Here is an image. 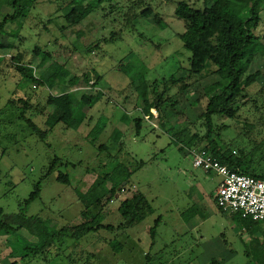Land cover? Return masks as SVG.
<instances>
[{
  "label": "rangeland",
  "instance_id": "obj_1",
  "mask_svg": "<svg viewBox=\"0 0 264 264\" xmlns=\"http://www.w3.org/2000/svg\"><path fill=\"white\" fill-rule=\"evenodd\" d=\"M11 1L0 0V55H21L36 78L60 65L66 79L60 81V89L54 84L55 76L37 86L11 62L0 65V208L7 214L20 212L38 188V197L28 205V216L39 218L50 230L80 225L85 220L80 196L99 175L107 177L97 191L105 196V224L116 226L121 221V201L137 190L155 208L153 215L125 235L100 231L81 241L66 235L55 241L60 244L46 255L48 261L44 256L27 259L26 264H68V256L72 264H264V221L246 223L223 213L216 203L221 178L195 168L193 149L174 136L182 130L184 139L195 132L206 133L197 118L207 104L205 88L214 78L202 80L194 92L177 97L174 112L185 113L171 118L165 128L159 119H144L148 114L145 102L154 101L155 88L162 92L164 79L172 75L181 79L190 65L191 53L178 35L185 32V23L175 14L177 4L185 1L201 9L205 0H76L92 1L96 8L80 25L68 29L63 28L67 26L64 8L72 0H30L28 16L18 20L8 18L13 13ZM243 2L252 4V0ZM148 8L164 24L143 17L141 13ZM256 34L264 44V2ZM262 54L249 73L260 69L264 77V50ZM84 74L90 76L89 84L83 81ZM77 76V86L71 87L69 81ZM263 85L261 79L248 89L251 97L237 104V118L215 120L224 143L237 155L239 149L249 152L264 141ZM60 90L71 95L73 110L84 93L102 92L94 105L77 112L74 118L82 121L77 129L47 124L53 113L47 101ZM171 95H176L175 89ZM136 119H141L139 130ZM261 150L249 158L264 165ZM56 158L63 165L49 175ZM60 172L69 174L70 185L57 181ZM122 179L125 193L108 202L111 189ZM95 215L93 211L91 219ZM159 217L153 240L149 231ZM17 237L20 249L33 242L27 230ZM115 240L122 248L115 250L109 244ZM10 252L6 239H0L3 264H9Z\"/></svg>",
  "mask_w": 264,
  "mask_h": 264
},
{
  "label": "trees",
  "instance_id": "obj_2",
  "mask_svg": "<svg viewBox=\"0 0 264 264\" xmlns=\"http://www.w3.org/2000/svg\"><path fill=\"white\" fill-rule=\"evenodd\" d=\"M102 1L98 0V2ZM30 2V0H12L10 6L13 9V13L8 15V18L12 20L26 18L31 9ZM263 2L264 0H252L251 5L245 6L243 0H205L201 9L195 8L185 1L179 2L175 14L184 21L185 32L178 35H180L184 48L191 53L190 65L186 71L187 75L181 79L177 75L164 79L163 91L158 92L157 88H155L154 101H146L143 108L145 113L148 114H150L151 109H156L159 113V124L162 128H165L171 118H177L185 113L183 111V113L177 115V112H174L175 107L178 105L177 97L189 91L191 93L194 92L193 87L195 85L208 77H213L215 81L205 88L204 97L207 99V104L197 118L203 123L202 127L206 128V133L202 136L195 132L189 139H184L182 130L177 131L174 136H177L180 142L186 143L192 149L201 147L207 150L214 158L229 168L258 179H264V165L261 162L255 163L249 157H253L255 152L262 151L261 149H263L264 156V141L254 146L249 152L239 149V154L237 155L233 147H229L228 144L224 143L220 127L216 126L215 120L218 118H237L240 109L237 104L241 100L249 99L251 96H249L248 89L261 79H264L260 69L249 73L252 64H257L263 57L264 44L260 36L256 34V30L261 23ZM95 8L96 6L92 1L76 2V0H72L70 5L64 8L65 14L63 17L67 26L63 28L77 27L93 13ZM141 15L146 18L153 17V22L159 26L164 24L160 15L153 16L151 8L144 10ZM2 48L3 45H0V49ZM35 54H39L38 49H35ZM258 54L259 56L256 58ZM6 61L14 64V68L20 74L27 79L33 80V83L37 86L45 85L47 79L55 76L54 84H58V89H60V81L66 79V75L60 65L54 66L56 68L54 70L44 71V76L40 75L36 78L29 73L30 69L23 63L21 55L11 56L10 58L0 55V65ZM90 79L88 74H84L83 81L86 84L90 83ZM98 80L96 77L94 85L98 84ZM78 81V76L71 79L69 81L71 87L76 86ZM174 89L176 95H171ZM260 92L264 93V85ZM144 95H147V91H145ZM101 96V91L97 92L96 95L84 93L78 106L73 110L71 95L60 90L59 94L51 95L47 101L53 107V113L50 115V120L47 124L53 128L57 124L63 123L68 128L77 129L78 124H82L81 120L77 121L74 118L77 112L80 109L91 107ZM199 99L202 100V98ZM250 99L252 100V98ZM169 109H172L171 114L168 113L170 112ZM167 115L168 117L170 116V119ZM28 123L34 131H37L33 122L28 121ZM135 123L137 130H139L141 119H136ZM225 129L224 127L223 130ZM99 149L105 150L103 145ZM261 161L264 162V157H262ZM144 164L143 162L142 165ZM62 165L61 160L56 158L49 166L48 174L51 175L56 168ZM67 165L65 164V166ZM125 172L126 170H123L120 173V177ZM106 179L107 177L99 175L88 191L80 196L85 209L83 212L85 220L80 225L63 227L60 230H50V228L43 225L39 218L28 216V205L38 197V188L25 201L20 212L7 214L3 208H0V239L5 238L11 249V252L6 257L9 264H26L27 259L33 261L36 258H44V256V259L47 260L46 255H50L51 249L60 244L59 242L55 245V241L66 235L75 241H81L89 234H96L100 231L125 235L127 231L142 224L155 213L152 202L137 190L121 201L118 208L121 221L116 226L105 224V196L98 195L97 191H100L99 189L102 188ZM57 181L68 185L71 184L70 176L67 173H58ZM123 182H125V179H122L119 184L111 189V195L107 198L108 202H112L115 197L119 198L121 194L125 193L127 187ZM117 192L119 194L116 196ZM93 211H96V215L94 219H91ZM231 215L237 216L246 223H256L252 219L242 218L240 214ZM161 219V217L156 219L154 226L149 231L153 240L156 237V228ZM22 230L28 231L33 242H28L29 244L20 249L16 244L19 241L17 236ZM116 241H110L109 244H114L113 248L118 250L122 248V245L116 243ZM56 256H59V254H56ZM91 256L94 257L95 255ZM72 263L70 256H68V264Z\"/></svg>",
  "mask_w": 264,
  "mask_h": 264
},
{
  "label": "built area",
  "instance_id": "obj_3",
  "mask_svg": "<svg viewBox=\"0 0 264 264\" xmlns=\"http://www.w3.org/2000/svg\"><path fill=\"white\" fill-rule=\"evenodd\" d=\"M158 111L151 109L144 119H158ZM193 165L221 178L216 191L218 208L228 214H240L244 219L264 221V179L235 171L222 164L203 148L193 149Z\"/></svg>",
  "mask_w": 264,
  "mask_h": 264
},
{
  "label": "crops",
  "instance_id": "obj_4",
  "mask_svg": "<svg viewBox=\"0 0 264 264\" xmlns=\"http://www.w3.org/2000/svg\"><path fill=\"white\" fill-rule=\"evenodd\" d=\"M77 86V85H76ZM116 131L118 132V133H121L118 129H116Z\"/></svg>",
  "mask_w": 264,
  "mask_h": 264
},
{
  "label": "water",
  "instance_id": "obj_5",
  "mask_svg": "<svg viewBox=\"0 0 264 264\" xmlns=\"http://www.w3.org/2000/svg\"><path fill=\"white\" fill-rule=\"evenodd\" d=\"M0 264H3L1 260H0Z\"/></svg>",
  "mask_w": 264,
  "mask_h": 264
}]
</instances>
